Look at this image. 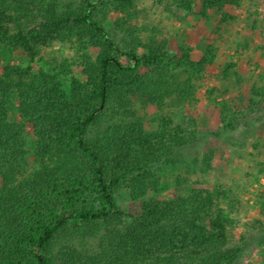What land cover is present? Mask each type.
I'll return each instance as SVG.
<instances>
[{"label":"trees","instance_id":"trees-1","mask_svg":"<svg viewBox=\"0 0 264 264\" xmlns=\"http://www.w3.org/2000/svg\"><path fill=\"white\" fill-rule=\"evenodd\" d=\"M135 1L106 3L132 7ZM98 2L0 0V46L27 50L60 41L98 51L94 72L84 82L74 80L69 96L57 75L3 68L0 264H233L239 249L231 246L217 190L150 198L138 214L117 206L114 193L121 187L133 200L158 191L157 167L174 162L193 142V133L165 115H155V127L146 129L130 97H145L159 111L179 105L193 93L194 74L184 71L183 79L168 69L164 43L152 37L143 43L133 36L125 45L114 40L97 18ZM174 2L185 12L193 4ZM238 3L203 0L202 6ZM212 61L211 51L200 58ZM179 62L193 64L187 51ZM11 108L19 120L11 118ZM25 125L33 133L32 151Z\"/></svg>","mask_w":264,"mask_h":264},{"label":"rangeland","instance_id":"rangeland-1","mask_svg":"<svg viewBox=\"0 0 264 264\" xmlns=\"http://www.w3.org/2000/svg\"><path fill=\"white\" fill-rule=\"evenodd\" d=\"M68 0H59L61 4ZM193 0L191 9H179L174 0H136L132 7L97 3V18L123 45L133 36L164 43L163 64L175 73L194 74L193 93L179 105L162 111L139 95L131 96L135 113L152 129L155 115H165L193 133V142L178 150L175 161L157 167L158 191L133 200L125 187L114 193L126 214H138L150 198L171 199L192 190H217L231 246L239 249L233 264H264V0H239L237 5L204 9ZM223 15L229 18L222 21ZM75 42L53 41L27 50L0 46V75L5 65L57 75L55 82L67 96L74 80L84 82L95 70L96 48ZM187 51L193 64L179 59ZM205 51L213 61L200 63ZM138 53L144 50L139 47ZM123 63L127 60L120 59ZM186 72V73H187ZM11 118L19 120L14 108ZM32 151L33 133L25 125ZM130 218H124L127 225Z\"/></svg>","mask_w":264,"mask_h":264}]
</instances>
